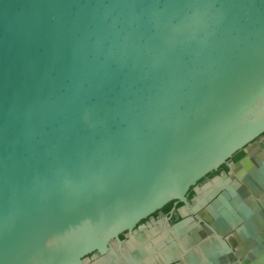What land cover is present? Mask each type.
Returning a JSON list of instances; mask_svg holds the SVG:
<instances>
[{
	"label": "water",
	"instance_id": "obj_1",
	"mask_svg": "<svg viewBox=\"0 0 264 264\" xmlns=\"http://www.w3.org/2000/svg\"><path fill=\"white\" fill-rule=\"evenodd\" d=\"M263 133L264 0H0V264H80ZM217 192L202 264H264Z\"/></svg>",
	"mask_w": 264,
	"mask_h": 264
},
{
	"label": "flooded vegetation",
	"instance_id": "obj_2",
	"mask_svg": "<svg viewBox=\"0 0 264 264\" xmlns=\"http://www.w3.org/2000/svg\"><path fill=\"white\" fill-rule=\"evenodd\" d=\"M264 133L254 139L246 150L250 159L236 165L234 172L228 164H237L246 155L245 151L236 152L226 164L205 175L186 193L187 207L179 203L171 204L168 210L163 207L136 223L130 230L118 235V240H111L103 252L92 251L80 259V264H194V258L202 264V246L210 243L213 236L208 232L207 207L212 199L209 193L218 190L217 194L232 189L241 203L247 198L256 201L257 208L253 214L257 218L252 224V241L259 250L246 251L252 256L264 254ZM251 172V180L246 182L245 175ZM208 194L203 196L202 192ZM222 232L220 241L226 245L239 240L237 229ZM235 232V236L233 235ZM219 236V235H218ZM232 250H230L231 252ZM240 260V252H231ZM194 256V257H193Z\"/></svg>",
	"mask_w": 264,
	"mask_h": 264
},
{
	"label": "trees",
	"instance_id": "obj_3",
	"mask_svg": "<svg viewBox=\"0 0 264 264\" xmlns=\"http://www.w3.org/2000/svg\"><path fill=\"white\" fill-rule=\"evenodd\" d=\"M171 204L170 203H167L165 206H163V209L164 210H168L170 208Z\"/></svg>",
	"mask_w": 264,
	"mask_h": 264
}]
</instances>
